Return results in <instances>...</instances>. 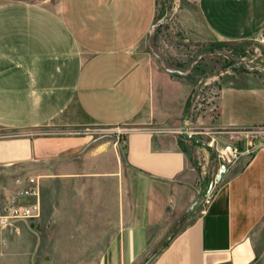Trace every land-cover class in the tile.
I'll list each match as a JSON object with an SVG mask.
<instances>
[{"label": "crops", "instance_id": "obj_1", "mask_svg": "<svg viewBox=\"0 0 264 264\" xmlns=\"http://www.w3.org/2000/svg\"><path fill=\"white\" fill-rule=\"evenodd\" d=\"M195 8L212 44L264 36V0ZM157 17L158 0H0V201L34 178L42 210L0 229L1 264L264 261V83L220 88L218 128L258 145L188 220L219 164L200 178L204 145L182 135L196 83L156 64Z\"/></svg>", "mask_w": 264, "mask_h": 264}, {"label": "rangeland", "instance_id": "obj_2", "mask_svg": "<svg viewBox=\"0 0 264 264\" xmlns=\"http://www.w3.org/2000/svg\"><path fill=\"white\" fill-rule=\"evenodd\" d=\"M195 7L196 0H158L157 27L149 40V48L156 64L162 69L164 67L161 61L167 69L182 73L192 70L188 76L195 81L197 94L191 102L186 128L199 144L204 145V149L196 154V159L193 160L200 178L203 179L204 173H210L211 166L216 162L219 164L216 172L220 173L221 170L215 149L209 146L213 137H217L219 143H233L241 152L246 150L251 153L258 145L257 136L253 143L249 142L253 136L244 143L238 139H226L216 122L217 101L221 87L230 83L242 85L244 83L239 81L241 78L255 75L259 82L264 83V44L260 41L210 43L200 29ZM196 61L198 63L192 68ZM262 136L259 140L264 139V133ZM206 156L209 158L206 159ZM213 183L214 186L217 184ZM209 196L205 190L197 204L193 208V205L190 207L192 210L187 215L188 220L206 205ZM157 251L159 250H155ZM259 264H264V261Z\"/></svg>", "mask_w": 264, "mask_h": 264}, {"label": "built area", "instance_id": "obj_3", "mask_svg": "<svg viewBox=\"0 0 264 264\" xmlns=\"http://www.w3.org/2000/svg\"><path fill=\"white\" fill-rule=\"evenodd\" d=\"M260 42L264 44V36L261 38ZM84 133L99 134L102 133V130H86ZM116 133L118 134V138L123 137L121 131L117 130ZM222 133L225 135L226 131H222ZM250 134L247 135V139L252 136V134ZM217 139V137H213L209 146L215 149L221 167L226 166L228 168L237 163L242 156L241 150L231 142H224L221 145ZM28 183L27 188L16 192L5 202L0 201L1 230L12 228L20 221H30L41 217L42 210L40 202L38 201L40 195L39 182L38 180L31 178ZM33 198H36L37 201L32 202L31 199Z\"/></svg>", "mask_w": 264, "mask_h": 264}, {"label": "water", "instance_id": "obj_4", "mask_svg": "<svg viewBox=\"0 0 264 264\" xmlns=\"http://www.w3.org/2000/svg\"><path fill=\"white\" fill-rule=\"evenodd\" d=\"M156 27H157V25L154 27V29H153L152 32H151L150 40H151V37H152V35H153V31L155 30ZM156 57L159 58L158 56H156ZM198 61H199V60H198ZM198 61H196L195 63H193L192 68H194V66L198 63ZM161 62H162V64H163L164 69H165L167 72L171 73V74H178V75H181V76H187V75H189V74L192 72V70H191L189 73H182V72H180V71L167 69V68L165 67V65H164V62H163V61H161ZM243 63H244V62H242V64H243ZM182 132H183V134H184V136H185L186 138H188V139H195L194 136L190 135V134L187 132V129H186V127H185L184 125L182 126ZM226 171H227V167H226V166H222V167H221V170H220V173L218 174V176H217V178H216V181H215L217 184L221 183L223 176L226 174ZM213 187H214V183H213V184L211 185V187H210V191H209L208 196L210 195V193H211ZM196 204H197V202L194 203V205L192 206V208H193Z\"/></svg>", "mask_w": 264, "mask_h": 264}, {"label": "trees", "instance_id": "obj_5", "mask_svg": "<svg viewBox=\"0 0 264 264\" xmlns=\"http://www.w3.org/2000/svg\"><path fill=\"white\" fill-rule=\"evenodd\" d=\"M212 49H214V48H212ZM175 76H176V77H179V78H182L181 75H175ZM196 94H197V88H195V90H194V92H193V94H192V97H191L190 102H192V100L194 99V97H195ZM191 140H194V139H191Z\"/></svg>", "mask_w": 264, "mask_h": 264}]
</instances>
